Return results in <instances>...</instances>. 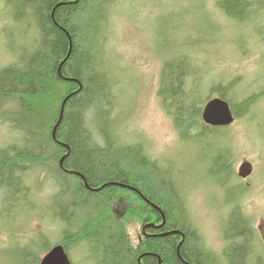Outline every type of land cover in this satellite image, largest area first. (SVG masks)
Returning <instances> with one entry per match:
<instances>
[{
  "label": "trees",
  "instance_id": "16d2710c",
  "mask_svg": "<svg viewBox=\"0 0 264 264\" xmlns=\"http://www.w3.org/2000/svg\"><path fill=\"white\" fill-rule=\"evenodd\" d=\"M113 1L11 0L21 31L35 27L36 37L31 48H19L14 62L0 69V100L24 145L0 150L3 202L13 207L20 198L16 189L24 170L42 168L58 188L49 211L58 209L56 216L51 214L61 234L57 242L67 253L73 247L84 248L93 264H213L197 231L185 223L186 200L174 184L173 172L157 166L139 145L114 146L111 115L118 97L110 84L112 73L95 69V57L98 64L109 57L106 38ZM216 5L239 25L253 23L257 39L264 43V22L260 27L254 22L264 20L258 12L264 9V0H216ZM182 56L163 64L158 89L162 105L180 140L216 137L209 176L236 181L231 135L224 131L228 127L206 125L201 110L215 92L229 102L235 118L246 115L264 99V75L257 78L262 84L255 90L244 91L238 102H231L237 76L204 90L200 76L194 75L197 69ZM94 125L108 126L109 131H94ZM64 198L67 203L57 201ZM121 199L129 203L138 223L152 220L156 226L137 248L130 243L124 221L128 211L113 210ZM241 214L236 208L231 211L224 231L226 264H248L250 249H256L252 220ZM262 261L255 251L249 264Z\"/></svg>",
  "mask_w": 264,
  "mask_h": 264
},
{
  "label": "rangeland",
  "instance_id": "374dc122",
  "mask_svg": "<svg viewBox=\"0 0 264 264\" xmlns=\"http://www.w3.org/2000/svg\"><path fill=\"white\" fill-rule=\"evenodd\" d=\"M258 12L264 14V9ZM16 13L11 0H0V69L14 62L13 53L19 48H31L36 37L35 27L30 32L21 31ZM108 15V62L98 64L95 57V69L112 73L110 84L116 100L118 97L111 115L114 146L139 145L157 166L173 172L174 184L186 200L185 223L197 231L201 244L214 257L213 264L228 263L224 231L235 208L252 220L256 231V249L249 247L248 264L255 251L264 264V240L258 228L264 224V99L224 130L231 135L235 171L240 162L248 160L253 167L250 176L219 181L209 176L216 137L202 142L196 137L180 140L158 95L164 62L182 55L197 69L194 75L200 76L204 90L232 76L239 79L229 94L231 102H238L244 91L255 90L262 84L257 78L264 75V43L257 39L253 23L239 25L229 19L216 0H114ZM262 21L254 20L258 27ZM109 64L115 67L111 70ZM245 86L249 90L242 89ZM6 110L5 101L0 100V150L24 147L23 135L11 126ZM100 128L109 131L108 126L98 125L93 130ZM31 168L24 170L26 175L22 174L16 189L20 197L17 206L6 205L2 196L5 189H0V264H38L61 235L53 221L58 209L49 211L58 188L42 168ZM57 201L67 203L66 198ZM130 208L121 199L113 210L118 214L128 211L124 221L134 244L140 226ZM69 254L72 264H93L84 248L79 251L73 247Z\"/></svg>",
  "mask_w": 264,
  "mask_h": 264
},
{
  "label": "water",
  "instance_id": "95a60500",
  "mask_svg": "<svg viewBox=\"0 0 264 264\" xmlns=\"http://www.w3.org/2000/svg\"><path fill=\"white\" fill-rule=\"evenodd\" d=\"M201 117L203 121L212 126L229 125L234 120V114L229 102L221 96L210 98L203 106ZM252 165L244 160L238 167V175L246 177L250 174ZM39 264H71L62 244H56L41 258Z\"/></svg>",
  "mask_w": 264,
  "mask_h": 264
},
{
  "label": "flooded vegetation",
  "instance_id": "af4514ba",
  "mask_svg": "<svg viewBox=\"0 0 264 264\" xmlns=\"http://www.w3.org/2000/svg\"><path fill=\"white\" fill-rule=\"evenodd\" d=\"M163 218V215H161ZM140 226V232L137 235L136 242L133 245V247L137 248L138 246L142 245L144 237L145 236H151L149 233L151 232L150 229L155 228L154 222L152 220H149L148 222H145L144 224L142 222H139ZM260 230H264V224H262L260 227ZM149 232V233H146ZM140 256L138 257L139 261Z\"/></svg>",
  "mask_w": 264,
  "mask_h": 264
},
{
  "label": "bare ground",
  "instance_id": "6f19581e",
  "mask_svg": "<svg viewBox=\"0 0 264 264\" xmlns=\"http://www.w3.org/2000/svg\"><path fill=\"white\" fill-rule=\"evenodd\" d=\"M227 1V0H226ZM260 92V91H259ZM133 195V194H132Z\"/></svg>",
  "mask_w": 264,
  "mask_h": 264
}]
</instances>
